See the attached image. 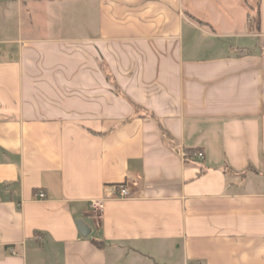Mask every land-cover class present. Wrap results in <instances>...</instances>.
Returning a JSON list of instances; mask_svg holds the SVG:
<instances>
[{
    "label": "crops",
    "instance_id": "obj_1",
    "mask_svg": "<svg viewBox=\"0 0 264 264\" xmlns=\"http://www.w3.org/2000/svg\"><path fill=\"white\" fill-rule=\"evenodd\" d=\"M0 264H264V0H0Z\"/></svg>",
    "mask_w": 264,
    "mask_h": 264
},
{
    "label": "built area",
    "instance_id": "obj_2",
    "mask_svg": "<svg viewBox=\"0 0 264 264\" xmlns=\"http://www.w3.org/2000/svg\"><path fill=\"white\" fill-rule=\"evenodd\" d=\"M196 156L200 160L204 159V154L202 152L196 153ZM108 190H111V191L107 192L106 197L104 199L91 201V208L94 211L101 212L104 208L105 202L109 199H129L131 197L130 190L127 184H121L118 186H114V187L109 188ZM37 198L45 199L46 194L40 191L37 193ZM10 251L13 255H15L14 249H11Z\"/></svg>",
    "mask_w": 264,
    "mask_h": 264
},
{
    "label": "trees",
    "instance_id": "obj_3",
    "mask_svg": "<svg viewBox=\"0 0 264 264\" xmlns=\"http://www.w3.org/2000/svg\"><path fill=\"white\" fill-rule=\"evenodd\" d=\"M254 20L257 21V18H255ZM257 22H258V21H257ZM162 131H163V133H164V135H165L166 137L170 138L168 132H166V131L164 130V128H162ZM197 152H198V151L187 150V151L185 152V160L187 161V160H189L190 158H194V156H195V154H196ZM93 242H94V243L96 244V246H98L99 248H103V246H104V243H102V242H98V241H96V240H93Z\"/></svg>",
    "mask_w": 264,
    "mask_h": 264
},
{
    "label": "water",
    "instance_id": "obj_4",
    "mask_svg": "<svg viewBox=\"0 0 264 264\" xmlns=\"http://www.w3.org/2000/svg\"><path fill=\"white\" fill-rule=\"evenodd\" d=\"M77 226L83 237H88L90 235L91 230L82 221H78Z\"/></svg>",
    "mask_w": 264,
    "mask_h": 264
}]
</instances>
